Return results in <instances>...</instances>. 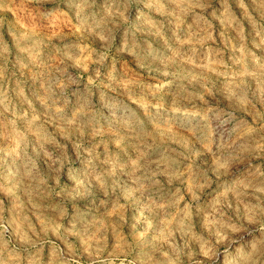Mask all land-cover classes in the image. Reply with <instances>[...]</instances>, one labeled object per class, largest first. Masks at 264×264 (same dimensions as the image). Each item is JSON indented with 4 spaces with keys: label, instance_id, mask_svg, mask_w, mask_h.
Returning a JSON list of instances; mask_svg holds the SVG:
<instances>
[{
    "label": "clouds",
    "instance_id": "1",
    "mask_svg": "<svg viewBox=\"0 0 264 264\" xmlns=\"http://www.w3.org/2000/svg\"><path fill=\"white\" fill-rule=\"evenodd\" d=\"M0 264H264V0H0Z\"/></svg>",
    "mask_w": 264,
    "mask_h": 264
}]
</instances>
